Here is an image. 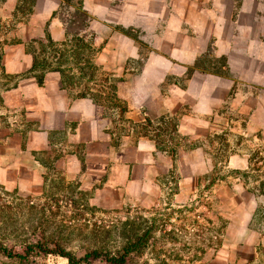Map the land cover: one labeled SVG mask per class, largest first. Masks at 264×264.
Returning a JSON list of instances; mask_svg holds the SVG:
<instances>
[{"label": "crops", "instance_id": "crops-1", "mask_svg": "<svg viewBox=\"0 0 264 264\" xmlns=\"http://www.w3.org/2000/svg\"><path fill=\"white\" fill-rule=\"evenodd\" d=\"M1 15L17 28L0 68L23 78L5 92L18 128L0 133V187L41 195L59 175L104 206L150 195L172 170L197 187L223 176L238 200L232 263L264 264V0H1ZM44 47L73 62L95 50L110 92L32 71Z\"/></svg>", "mask_w": 264, "mask_h": 264}, {"label": "rangeland", "instance_id": "rangeland-1", "mask_svg": "<svg viewBox=\"0 0 264 264\" xmlns=\"http://www.w3.org/2000/svg\"><path fill=\"white\" fill-rule=\"evenodd\" d=\"M9 20L0 16V39L4 41L12 39L17 28L14 18ZM60 53L61 60L49 67L62 71L69 78V86L82 90L83 94H99L97 90L110 92L112 83L104 76L112 67L99 61L96 64L95 50L71 52L81 60L85 58V62L68 59L67 49ZM37 55L36 71L44 72L47 68L42 63L45 50ZM2 70L0 68V133L13 134L18 128L17 115L5 92L23 76H9ZM142 131L137 129L139 133ZM183 175L169 171L157 177V186L150 195L133 202L110 199L104 206L95 199L93 191L59 175L45 178L41 195H26L0 187V243L18 249L29 244L49 249L58 246L76 257L94 250L119 256L131 245L128 257L132 264H243L237 260L232 263V252L240 250L235 245L240 231L239 218L233 216L235 222L226 216L229 211L233 213L238 209L237 192L218 189L214 181L223 176H200L197 187L195 179ZM238 177V174L230 176L235 181ZM227 230L235 238L233 245L225 247ZM0 264L68 262L62 257L35 251L25 260L0 256Z\"/></svg>", "mask_w": 264, "mask_h": 264}, {"label": "trees", "instance_id": "trees-1", "mask_svg": "<svg viewBox=\"0 0 264 264\" xmlns=\"http://www.w3.org/2000/svg\"><path fill=\"white\" fill-rule=\"evenodd\" d=\"M42 50H45V55L44 57H42L43 58L42 63L47 66L44 72L55 70V69H50L49 66L50 64H55L61 60L60 52L64 50L52 49V51H48L45 47ZM36 58L34 60L32 71H35L36 66L39 65ZM35 251L43 255H56L62 257L67 260L68 264H132L130 258L128 257V255L132 251L131 245L127 247L123 255H119V256L118 255L113 256L108 253L94 250V251H90L84 256L76 257L58 246L53 249H49L44 245L29 244L26 246H22L21 249H18L16 247L6 246L0 243V256L8 259L25 260L30 256V254L34 253Z\"/></svg>", "mask_w": 264, "mask_h": 264}]
</instances>
